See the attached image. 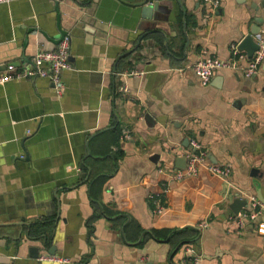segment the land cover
<instances>
[{
    "label": "crops",
    "instance_id": "crops-1",
    "mask_svg": "<svg viewBox=\"0 0 264 264\" xmlns=\"http://www.w3.org/2000/svg\"><path fill=\"white\" fill-rule=\"evenodd\" d=\"M59 1L86 21L61 18ZM153 1H0V74L71 31L60 96L46 77L0 82V264H264V211L230 219L248 195L264 204V57L255 74L218 68L206 84L191 69L201 48L226 58L255 38L264 1ZM184 138L229 173L201 166L161 191L157 167L175 166ZM181 226L197 235L173 246L163 230ZM50 245L69 262L39 257Z\"/></svg>",
    "mask_w": 264,
    "mask_h": 264
},
{
    "label": "built area",
    "instance_id": "built-area-1",
    "mask_svg": "<svg viewBox=\"0 0 264 264\" xmlns=\"http://www.w3.org/2000/svg\"><path fill=\"white\" fill-rule=\"evenodd\" d=\"M6 1V0H0ZM203 4L216 7L219 0H202ZM257 48L250 57H247L243 50L237 47V44L230 45L229 55L226 58H220L207 52L206 48L200 49L199 58L191 64V69L200 84H206L211 75L218 68L228 67L233 71H238L243 75L250 76L255 74L264 57V27L260 33L255 36ZM69 36L63 34L50 49L37 48L26 63L19 64L15 69L12 62L5 65L4 71L0 74V82L10 78L20 77H46L53 83V89L57 96L60 95L63 83L60 78L62 69L69 67ZM264 75V70H262ZM124 90V87L121 88ZM188 146L181 150L180 154L184 157V165L166 166L159 165L157 171L163 176L161 191H165L168 181H178L186 176L196 174L199 167H205L210 173L219 177H226L229 173V167L224 164L206 161L205 148L195 138L188 139ZM248 207L234 214L230 219L238 227L244 226L248 221L256 220L264 211V204L254 195H248ZM201 226V224H200ZM39 257L59 262H69L68 257L55 254H45ZM198 255H193L185 261L195 262Z\"/></svg>",
    "mask_w": 264,
    "mask_h": 264
},
{
    "label": "water",
    "instance_id": "water-1",
    "mask_svg": "<svg viewBox=\"0 0 264 264\" xmlns=\"http://www.w3.org/2000/svg\"><path fill=\"white\" fill-rule=\"evenodd\" d=\"M145 1V0H144ZM264 1V0H263ZM159 1L155 0L152 2V9L153 11H155L158 7ZM92 5V4H90ZM57 6V10L58 13L60 14V17L63 18L61 13H64L65 16L70 17V24H78L80 21H86L87 18V14L89 13L87 9H85L86 7L83 6L82 4H76L73 3L72 5H66L65 1L62 2H57L56 3ZM89 9V8H88ZM155 16V14H154ZM98 29L102 30L101 32V42L108 45V32H110V27L108 25L105 24H101V25H95ZM138 31V30H137ZM70 32L68 30H65L64 32H61L56 40V43L58 41V39L63 35V34H68V36L70 37ZM252 30L249 33L244 34L240 40L237 43V47L241 50H244L246 55L248 57H250L253 53V51L257 48V43L255 38L252 35ZM141 35V34H140ZM7 45V44H6ZM69 57V56H68ZM11 58H7L5 60H3V66L5 68V62L8 61ZM69 60V59H68ZM116 61V59L114 60V62ZM14 64V63H13ZM50 85H51V89L52 92L55 94L54 89H53V83L51 81H49ZM56 95V94H55ZM57 96V95H56ZM60 96V95H59ZM187 142V138H184ZM176 164L175 166L178 167H182L184 165V157L181 155L180 158L176 159ZM55 246L54 245H50L47 253L48 254H52L53 250H54ZM30 253L33 256H37V246L33 245L32 249H30Z\"/></svg>",
    "mask_w": 264,
    "mask_h": 264
},
{
    "label": "trees",
    "instance_id": "trees-1",
    "mask_svg": "<svg viewBox=\"0 0 264 264\" xmlns=\"http://www.w3.org/2000/svg\"><path fill=\"white\" fill-rule=\"evenodd\" d=\"M113 134V146L115 149H118L116 140L118 139V134H120L121 129L118 125H115L112 129ZM81 169V168H80ZM82 172V169H81ZM82 174V173H81ZM83 175H80L78 180L82 179ZM197 229L192 226H181L177 228H167L163 230L162 235L166 237V240L171 243L173 246H179L181 243L186 241H192L197 235Z\"/></svg>",
    "mask_w": 264,
    "mask_h": 264
}]
</instances>
